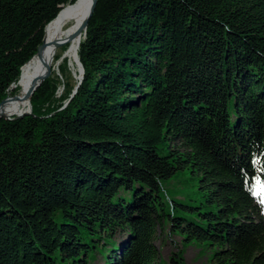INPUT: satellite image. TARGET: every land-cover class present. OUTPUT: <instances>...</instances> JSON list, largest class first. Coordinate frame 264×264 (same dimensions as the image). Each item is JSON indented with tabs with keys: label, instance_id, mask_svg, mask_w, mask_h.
<instances>
[{
	"label": "trees",
	"instance_id": "obj_1",
	"mask_svg": "<svg viewBox=\"0 0 264 264\" xmlns=\"http://www.w3.org/2000/svg\"><path fill=\"white\" fill-rule=\"evenodd\" d=\"M78 3L0 0V101ZM77 55L71 98L64 59L31 114L0 117V264H88L109 243L105 264H162L165 223L216 264H264V0H97ZM185 170L196 205L163 190Z\"/></svg>",
	"mask_w": 264,
	"mask_h": 264
},
{
	"label": "bare ground",
	"instance_id": "obj_2",
	"mask_svg": "<svg viewBox=\"0 0 264 264\" xmlns=\"http://www.w3.org/2000/svg\"><path fill=\"white\" fill-rule=\"evenodd\" d=\"M93 0H82L73 9H64L47 27L41 50L28 60L22 67L18 82L19 88L14 98H7L0 103V114L11 116L29 109L30 91L38 83V77L44 70L58 67L62 60L67 59L75 74L80 75L77 48L82 31L77 34L89 13ZM68 43L61 60L55 61L57 50L61 44ZM77 77V79H78Z\"/></svg>",
	"mask_w": 264,
	"mask_h": 264
},
{
	"label": "rangeland",
	"instance_id": "obj_3",
	"mask_svg": "<svg viewBox=\"0 0 264 264\" xmlns=\"http://www.w3.org/2000/svg\"><path fill=\"white\" fill-rule=\"evenodd\" d=\"M80 1L82 0H79V2ZM75 6H66L65 9H73ZM67 46L68 43H62L57 50L56 56L60 55L62 57ZM61 57L58 60H61ZM60 66H63L64 69L63 81H68L72 85L76 84L78 81V75H76L74 70L71 68V64H69V61L65 59ZM58 67L52 68L53 75H61ZM12 86L13 85H11V88ZM62 91L63 86H60L57 90L56 96L58 97L59 95H61ZM170 146L172 148H177L178 143L172 142L170 143ZM163 190L167 192V195L174 197L175 199H179L180 201H183L184 203L189 205H196L201 199V193L198 191L196 177L191 175L187 170L180 171L169 181H165L163 183ZM168 229L169 226L166 223L161 226L158 230V237L156 240V244L159 249V256L162 259V264H170L168 261L169 257L177 251H182L183 261L185 264H216L215 261L211 258L213 248L210 245H207L204 242L202 243L196 241L181 242L180 237L176 235H168ZM111 245V243H109V245L107 246L99 245L95 251L91 250L88 256V264H105V253Z\"/></svg>",
	"mask_w": 264,
	"mask_h": 264
},
{
	"label": "water",
	"instance_id": "obj_4",
	"mask_svg": "<svg viewBox=\"0 0 264 264\" xmlns=\"http://www.w3.org/2000/svg\"><path fill=\"white\" fill-rule=\"evenodd\" d=\"M96 1L97 0H93V2H92V6H91V9H90V11H89V13L87 14V16H86V18H85V20H84V22H83V24L81 25V27H80V30H78V32H77V34L78 33H80V31H84L85 30V28H86V26H87V23H88V20H89V18H90V16H91V14H92V12H93V9H94V7H95V3H96ZM42 45H43V43L41 44V45H39V47H38V49H37V52L39 51V49L42 47ZM78 45H79V43H78ZM36 52V53H37ZM78 63H79V65H80V77L78 78V81H77V83L75 84V86H74V89L72 90V92H71V94H70V98L73 96V94L75 93V90H76V88H77V86H78V84L80 83V81H81V78H82V73H83V68H82V64H81V62L79 61V58H78ZM50 73H51V70L49 69L41 78H40V80H39V82H38V84H37V86L46 78V77H48L49 75H50ZM36 86V87H37ZM35 87V88H36ZM35 90V89H34ZM34 90H31L30 91V93H29V95L31 96V94L33 93V91ZM4 100V99H3ZM3 100H1L0 101V103L3 101ZM28 114H31V106H30V104H29V109L27 110V111H25V112H23V113H20V114H17V115H15L16 117H21V116H24V115H28ZM0 117H5V118H10V117H8V116H4V115H1L0 114Z\"/></svg>",
	"mask_w": 264,
	"mask_h": 264
},
{
	"label": "snow or ice",
	"instance_id": "obj_5",
	"mask_svg": "<svg viewBox=\"0 0 264 264\" xmlns=\"http://www.w3.org/2000/svg\"><path fill=\"white\" fill-rule=\"evenodd\" d=\"M255 188L252 190V194L260 197V203L264 204V180L256 178L255 180Z\"/></svg>",
	"mask_w": 264,
	"mask_h": 264
}]
</instances>
